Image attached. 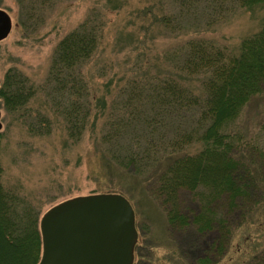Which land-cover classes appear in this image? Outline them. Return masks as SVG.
<instances>
[{"label":"trees","instance_id":"1","mask_svg":"<svg viewBox=\"0 0 264 264\" xmlns=\"http://www.w3.org/2000/svg\"><path fill=\"white\" fill-rule=\"evenodd\" d=\"M155 1L138 11L149 19L143 26L155 25L159 32L177 36L198 34L239 9L253 11L264 5V0ZM16 2L29 30L56 0ZM158 5L160 15L155 11ZM102 16L93 11L55 45L42 89L50 110L63 121L72 141L90 131L97 146H105L109 161L146 174L152 194L168 210L172 231L189 224L198 233L214 228L219 232L217 250L226 254L231 224L241 225L246 218V226L258 229L255 215L262 214L259 219L264 220V124L255 136L237 126L247 102L264 94V18L258 31L240 42L236 54L211 39L191 37L172 52L173 69L159 74L149 69L148 61L140 67L133 64L120 76L122 83L107 94L108 102L106 96L91 93L83 71L98 53ZM183 27L189 30L181 33ZM141 41L132 38L130 49ZM137 53L139 57L142 51ZM188 81H196L198 89L188 87ZM31 87L19 70L9 68L0 81L4 107H23L35 94ZM28 115L33 118L30 131L49 132L52 121L43 112ZM1 172L0 166V264H37L42 251L40 216L26 198L4 188ZM182 192L192 193V200L203 204L196 216L180 214ZM140 247L136 241L133 264L143 261ZM192 264L212 261L205 256ZM242 264H264V243Z\"/></svg>","mask_w":264,"mask_h":264},{"label":"rangeland","instance_id":"2","mask_svg":"<svg viewBox=\"0 0 264 264\" xmlns=\"http://www.w3.org/2000/svg\"><path fill=\"white\" fill-rule=\"evenodd\" d=\"M148 1L56 0L52 8L39 13L38 24L27 30L22 24L21 8L16 0H0V8L5 9L12 19L9 35L0 41V80L9 68H15L35 90L28 103L15 110H7L0 98L2 185L31 202L40 217L54 204L74 196L122 194L135 213L136 241L141 246L139 252L143 258L139 264H192L205 256L211 259L212 264H242L251 251L264 243L262 214L255 215L260 221L259 230L246 226V218L239 222L241 225L235 221L231 224V240L226 254L222 248L217 250L219 232L214 228L198 233L195 226L189 224L183 230L172 231L167 221L168 210L152 194L146 174L138 175L109 161L105 146H97L90 131L86 130L79 140L72 141L63 121L50 110L42 91L58 40L95 10L102 13L105 21L103 35L97 55L83 71L91 93L101 98L106 96L108 102L111 97L107 94L122 83L120 76L127 74L133 64L140 67L147 65L148 61L151 65L149 69L159 74L165 68L173 69L172 52L191 37L211 39L236 54L240 42L258 31L264 18V5L257 6L253 11L239 9L226 20L198 34L177 36L159 32L155 25L145 28L149 19L138 14ZM155 11L160 15L159 5ZM187 30L185 27L181 33ZM131 37L138 42L142 39L141 44L136 42L134 47H139L136 51L134 47L130 49ZM140 51L143 54L138 57L137 52ZM184 83L193 90L198 89L196 81ZM37 110L52 121L49 132L36 134L27 127L33 120L28 114ZM261 124H264V94L247 102L237 126L247 135H254ZM179 194L185 201L180 214L185 211L190 216H196L203 206L201 201H193L192 193Z\"/></svg>","mask_w":264,"mask_h":264},{"label":"water","instance_id":"3","mask_svg":"<svg viewBox=\"0 0 264 264\" xmlns=\"http://www.w3.org/2000/svg\"><path fill=\"white\" fill-rule=\"evenodd\" d=\"M11 29L10 14L0 8V41ZM39 228L42 251L37 264H133L135 213L120 193L62 200L41 215Z\"/></svg>","mask_w":264,"mask_h":264}]
</instances>
